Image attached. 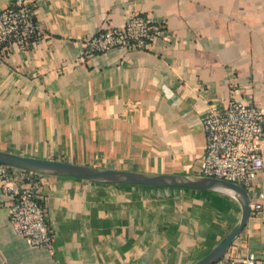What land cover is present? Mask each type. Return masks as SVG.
<instances>
[{
    "label": "crops",
    "instance_id": "1",
    "mask_svg": "<svg viewBox=\"0 0 264 264\" xmlns=\"http://www.w3.org/2000/svg\"><path fill=\"white\" fill-rule=\"evenodd\" d=\"M11 0H0V10ZM140 12L169 40L78 59L82 40ZM44 37L0 57V150L76 164L195 174L204 152L200 115L233 97L264 110V0H35ZM263 168L249 203L262 202L224 257L264 264ZM39 202L52 251L9 225L0 190V264H192L232 228L231 195L98 183L41 174Z\"/></svg>",
    "mask_w": 264,
    "mask_h": 264
},
{
    "label": "built area",
    "instance_id": "2",
    "mask_svg": "<svg viewBox=\"0 0 264 264\" xmlns=\"http://www.w3.org/2000/svg\"><path fill=\"white\" fill-rule=\"evenodd\" d=\"M35 0H11L0 10V57L11 45L27 49L44 37L34 17ZM153 38L168 41L164 24L147 14L130 12L122 27L102 29L82 40L78 59L84 60L112 48L144 50ZM230 92L225 103L211 101L200 115L204 152L195 174L233 182L245 188L248 198L252 182L263 168L261 151L254 145L264 137V110L254 102H239ZM41 173L0 163V190L8 196L9 225L28 244L52 251L53 235L46 211L39 202ZM250 204V216L261 213L262 202ZM224 264H263L255 257L228 256Z\"/></svg>",
    "mask_w": 264,
    "mask_h": 264
},
{
    "label": "water",
    "instance_id": "3",
    "mask_svg": "<svg viewBox=\"0 0 264 264\" xmlns=\"http://www.w3.org/2000/svg\"><path fill=\"white\" fill-rule=\"evenodd\" d=\"M0 163L32 172L72 177L98 183H115L157 187H173L225 193L240 206V216L232 228L206 254L192 264H215L222 259L232 241L250 217L248 194L242 186L226 180L196 174L151 173L76 164L58 159H44L0 150Z\"/></svg>",
    "mask_w": 264,
    "mask_h": 264
}]
</instances>
